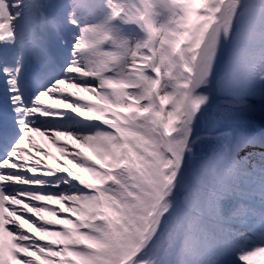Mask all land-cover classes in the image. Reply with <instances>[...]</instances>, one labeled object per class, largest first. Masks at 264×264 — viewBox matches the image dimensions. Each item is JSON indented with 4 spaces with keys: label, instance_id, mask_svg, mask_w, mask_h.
<instances>
[{
    "label": "snow or ice",
    "instance_id": "snow-or-ice-1",
    "mask_svg": "<svg viewBox=\"0 0 264 264\" xmlns=\"http://www.w3.org/2000/svg\"><path fill=\"white\" fill-rule=\"evenodd\" d=\"M260 254L264 0H0V264Z\"/></svg>",
    "mask_w": 264,
    "mask_h": 264
},
{
    "label": "rangeland",
    "instance_id": "rangeland-1",
    "mask_svg": "<svg viewBox=\"0 0 264 264\" xmlns=\"http://www.w3.org/2000/svg\"><path fill=\"white\" fill-rule=\"evenodd\" d=\"M37 139L39 140V142L41 144L45 145L46 150L51 151L55 156L60 157V153L57 151V147L55 145H53L50 141H48L46 137L38 136ZM62 139H66V138H62ZM69 143H71V142L69 141ZM61 159H63V158H61ZM77 171H79V169H77ZM25 228L28 229L29 226L25 225ZM251 264H264V254H260L256 257H253L251 260Z\"/></svg>",
    "mask_w": 264,
    "mask_h": 264
}]
</instances>
